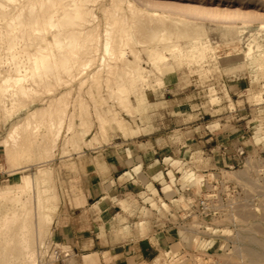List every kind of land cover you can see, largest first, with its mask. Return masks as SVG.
I'll use <instances>...</instances> for the list:
<instances>
[{
	"label": "rangeland",
	"instance_id": "1",
	"mask_svg": "<svg viewBox=\"0 0 264 264\" xmlns=\"http://www.w3.org/2000/svg\"><path fill=\"white\" fill-rule=\"evenodd\" d=\"M72 1L55 0L53 5L61 12L54 22L63 21V9L73 16L70 10L75 7L81 15L94 14L95 21L83 25L94 26L99 36V46L92 53L94 63L83 74L79 53H73L74 71L55 74L62 79L51 76V90L39 78L24 82L28 91L34 88L25 96H11L7 86L0 90V264H70L66 254L71 252L54 244V212L59 207H81L86 195L94 198L102 192L108 184L102 159L118 156L129 160L130 169L139 168L135 169L138 178L127 177L135 185H128L127 195L113 203L123 209L128 223L135 224L126 232L137 238L152 232L161 238L168 231L175 239L154 264H264V58L247 61L243 42L221 36L227 26L260 30L264 0ZM28 2L16 4L26 8L25 25L31 6L37 5L36 13H41L40 0ZM149 14L171 24L204 26L212 41L207 59L203 62L187 54L177 58L168 48L154 63L151 52L160 49L143 44V36L135 30L140 19L149 25ZM8 21L0 18V73L15 77L14 66L8 65L12 55L26 46L44 22L27 27L29 35L23 41L20 38L11 53L6 52L11 38ZM110 22H118L115 37L123 35V42L116 54L126 57L128 53L123 57L126 63L111 61L103 50ZM81 25L70 30L81 31ZM181 45L186 52L192 46L189 40H181ZM34 50L30 48L29 53ZM60 50L67 51L53 48L46 55L58 56ZM29 59L28 55L23 59L28 73L22 75L33 72ZM136 59L141 63L138 75L109 76V66L125 73L127 62ZM123 81L128 91L125 88L120 97L124 106H120L111 95ZM44 110L46 116L41 113ZM32 113L36 118H31L29 129H19L21 140L14 144L10 134ZM58 132L59 141L54 144ZM202 201L208 210H203ZM90 204L102 206V202Z\"/></svg>",
	"mask_w": 264,
	"mask_h": 264
},
{
	"label": "bare ground",
	"instance_id": "2",
	"mask_svg": "<svg viewBox=\"0 0 264 264\" xmlns=\"http://www.w3.org/2000/svg\"><path fill=\"white\" fill-rule=\"evenodd\" d=\"M28 1V0H27ZM31 0H29L30 2ZM58 1V0H57ZM61 1V0H60ZM63 4H64V0ZM68 1V0H67ZM121 1V0H120ZM18 0H0V18H8L9 19V28H10V39L8 40V45L6 46V52H11L14 50V48L17 46V42L22 39H24L25 36L29 35V34H25V29L28 27L31 28L32 26L34 27V25H38L41 26V23L44 22L42 24V28L38 29L37 31H32L34 32L33 35L29 36V39L27 41V44L24 48H21V50L19 49V52L15 51V53L12 55L10 62L8 63V65H12L14 66L15 70H16V76H6L3 77L2 74L0 73V78H2L1 80V85H0V90H3V86H7V89L5 90L6 92L8 90H11V96H25L29 91L33 90L34 88L30 89L28 91V87L26 88L25 86H23L24 82L26 80H34L39 78L41 81V85H43L46 89L50 87L51 90V83H50V78L51 76H55V79L57 80L58 77L55 75L56 73L59 72H63L64 74H72V72L74 71V64H72L71 58L72 60L74 59V55L73 53H79L80 56V64H79V68L81 70H83V74H85V70L89 69L90 65L93 62V51H95L97 49V47L99 46V43H97V36L95 34V28L93 29L92 26L90 29L87 27V29L84 30V28H86L83 25H91L92 22L95 21L96 17L94 16V14H88V13H84L85 15H81L79 14V12L81 11L80 8L75 7V9L70 10L73 13H75V15L73 16L72 14H69L68 11L66 9L62 10L63 13V21L60 18V22L59 23H55L54 20L55 18L60 15V13H58L57 8L53 5L55 4V0H40V8L39 10H41L40 14L36 13V9H37V5L36 6H31L29 9V20L28 22L24 23V13H25V6L21 5L19 7H21V9H19L16 4H17ZM28 2V3H29ZM33 2V1H32ZM66 2V0H65ZM72 2H77V0H73ZM126 2V1H125ZM128 2V1H127ZM5 3H10L13 8L11 7H6ZM61 3V2H60ZM73 3V4H74ZM57 4V3H56ZM55 4V5H56ZM59 4V3H58ZM62 4V3H61ZM83 4V3H82ZM71 5V3H70ZM126 5H128L126 3ZM130 8H132L133 5H131L129 3ZM61 7V6H60ZM69 7V6H68ZM67 7V8H68ZM81 7V6H80ZM83 7V6H82ZM73 8V5H72ZM86 8V7H85ZM116 9V7H115ZM134 10V8H133ZM136 11V10H135ZM61 12V10L59 11ZM132 12V9L130 11V13ZM39 13V12H38ZM82 13V14H83ZM90 13V12H89ZM134 13V12H133ZM142 14V13H141ZM133 15V14H132ZM135 15V14H134ZM137 15V14H136ZM144 15V14H143ZM142 17V15H141ZM149 18V25L145 24V19L142 20L140 19L137 23H135V30L137 31V33L141 36H143V39L141 40V42L147 46H156V48L160 49V50H155L151 52V60L155 63L157 62L158 57H161L162 55V51L164 50H168V48H172L171 51L174 53V57L177 56L181 57L185 54L188 55L189 58L191 59H196L199 61H205L208 57V50L212 49V41L211 39L208 37V30L201 25H194V26H188L185 23L182 22H175L172 24L167 21L165 18V20L160 17L157 14H149L148 15ZM125 19V18H124ZM138 20V19H137ZM2 21V20H1ZM123 21V20H121ZM147 22V21H146ZM161 22V23H160ZM79 23H81V27H84L83 30L81 31H76V30H70L72 28L78 27ZM118 23V22H117ZM117 23L116 22H110L109 24H107V28L105 30L104 33V43H103V50L105 51V54L107 55V57L110 58L111 61H118L120 60L121 62L125 60V54L124 55H118L116 54V52L118 51L117 48H121L119 47L122 42H123V35H118L119 37L116 38L115 37V32L117 30ZM94 24V23H93ZM159 24H162L161 27L159 26ZM8 27V24H7ZM121 26H119L120 28ZM125 27V26H124ZM3 28V27H2ZM80 28V26H79ZM1 29V28H0ZM22 30L23 32H20V36L18 34L19 30ZM81 29V28H80ZM97 29V28H96ZM3 30V29H2ZM32 29H30L31 31ZM126 30V29H125ZM124 30V31H125ZM218 31V30H217ZM2 32V31H1ZM31 32V33H32ZM30 33V32H28ZM126 33V32H125ZM130 33V32H129ZM3 34V33H2ZM9 34V33H8ZM18 34V35H17ZM136 34V33H135ZM99 35V34H98ZM137 35V34H136ZM135 35V37H136ZM49 36H52L51 39H49ZM129 38V35H127ZM126 36V37H127ZM134 36V35H133ZM221 36L223 38H232V40L234 38H238V40L240 42H243L245 47H246V51H245V57L246 60L251 62V63H257V59H263L264 58V26H262L260 28V30L258 31H250L247 28H236L234 29L233 27L227 26L225 28L222 29L221 31ZM132 37V36H131ZM138 37V36H137ZM0 38L3 39V35L1 36L0 33ZM5 39V38H4ZM102 39V36H101ZM133 39V38H132ZM137 39V38H136ZM20 40V42H21ZM82 40V43H80V41ZM129 41V39H127ZM138 40V39H137ZM181 40H189L192 44L191 48L189 51L186 52V50L184 51L182 49V45H181ZM231 40V39H230ZM231 40V41H232ZM237 40V41H238ZM5 41V40H4ZM23 41V40H22ZM125 41V40H124ZM133 41V40H132ZM139 41V40H138ZM236 41V40H235ZM3 42V40H2ZM25 42V41H24ZM233 42V41H232ZM4 43V42H3ZM135 43V42H134ZM1 45V43H0ZM3 45V44H2ZM1 45V46H2ZM5 46V45H4ZM136 46V45H135ZM19 47V46H18ZM63 48L65 47L67 51H61L59 53L58 56H51V55H46V53L50 50H52L53 48L57 49V48ZM101 47V46H100ZM30 48H33V50L35 51L34 53H29ZM184 48V47H183ZM100 49V48H99ZM134 49V48H133ZM142 49V48H141ZM186 49V48H185ZM1 50V49H0ZM101 50V49H100ZM135 50V49H134ZM132 50V56H136L137 53H135V51ZM147 50V49H146ZM149 50V48H148ZM147 50V51H148ZM98 51V50H97ZM141 51V50H140ZM2 52V50L0 51ZM59 52V51H58ZM121 52V50H120ZM125 52V50L123 51ZM122 52V53H123ZM127 52V51H126ZM211 52V50H210ZM12 53V52H11ZM42 53L45 55H42ZM51 53V52H50ZM100 53V52H98ZM97 53V54H98ZM144 53V52H143ZM147 54V53H146ZM145 54V55H146ZM29 56V60L31 62H33L34 67L33 68V72L29 75H22V73H28V68L27 70L24 69L26 67H24V61L23 59L26 56ZM169 55V53H168ZM73 56V57H72ZM186 56V55H185ZM98 57V56H97ZM125 57V58H123ZM149 57V56H148ZM167 57V55H166ZM184 57V56H183ZM187 57V59H188ZM2 59V57H0ZM78 58V57H77ZM130 58V57H128ZM127 58V59H128ZM134 58V57H133ZM28 59V57H27ZM40 59V61H39ZM76 59V58H75ZM106 59V58H105ZM135 59V58H134ZM133 59V60H134ZM165 59V57H164ZM190 59V60H191ZM107 60V59H106ZM131 60V59H130ZM166 60V59H165ZM176 60V59H175ZM186 60V59H185ZM189 60V59H188ZM4 61L7 62L6 58L4 57ZM28 61V63L30 62ZM77 62V60H75ZM105 61V60H104ZM103 61V62H104ZM159 61V60H158ZM1 62V61H0ZM101 62V61H100ZM167 62V61H166ZM165 62V63H166ZM189 62V61H188ZM192 62V61H190ZM75 63V62H73ZM108 63V62H106ZM124 63H126L124 61ZM187 63V62H186ZM201 63V62H200ZM208 63V61H207ZM7 63H5L4 65H6ZM101 64V63H100ZM99 64V66H100ZM144 64V63H143ZM108 65V64H107ZM127 68L125 73H121V72H117V70H115L113 67L111 68L109 66V69L111 70L109 73V76H115L118 75L121 78H130L133 77L135 75L139 74L140 68H141V63L140 60L136 59L135 62H127ZM3 66V65H2ZM104 66L103 64H101V67ZM162 67V65H160ZM100 67V69H101ZM105 68H107L105 66ZM25 71H24V70ZM97 69V68H96ZM99 69V68H98ZM160 69V67H159ZM119 70V69H118ZM158 70V69H157ZM155 70V71H157ZM78 72V70H76ZM148 71V70H147ZM159 72V71H157ZM156 72V73H157ZM9 73V71H8ZM106 73V71H105ZM144 73V72H143ZM82 74V75H83ZM153 74V73H152ZM159 74V73H158ZM9 75V74H8ZM154 75V74H153ZM161 75V74H160ZM141 76V75H140ZM61 77V76H60ZM59 77V79H60ZM72 77V76H71ZM108 77V76H107ZM157 77V76H156ZM65 78V77H64ZM87 78V77H86ZM111 78V77H110ZM118 78V77H117ZM116 78V79H117ZM141 81H145V77H139ZM52 79V78H51ZM62 79V77H61ZM68 79V78H67ZM76 79V76H75ZM119 79V78H118ZM56 80H54L56 82ZM78 80V79H77ZM85 80V79H84ZM105 80V79H104ZM134 80V79H133ZM76 81V80H75ZM112 81V80H109ZM120 81V80H119ZM31 82V81H30ZM33 82V83H34ZM64 82V80H63ZM71 82V81H70ZM74 82V81H73ZM113 82V81H112ZM125 81H123L122 85H118L116 91H114L111 95L113 103L117 101V103L120 106H124V102H121L120 97L122 96V94L125 92V88L126 85L124 84ZM135 82V81H134ZM37 83V87L39 88V84ZM72 83V82H71ZM86 83V82H85ZM121 83V82H120ZM36 84V83H35ZM59 84V83H58ZM66 84V83H64ZM110 84V83H109ZM116 84V83H115ZM137 84V83H136ZM61 85V84H60ZM148 85V83H147ZM36 86V85H35ZM65 86V85H64ZM68 86V85H67ZM111 86V85H109ZM130 86L132 87L133 85ZM135 86V85H134ZM32 87V85H31ZM43 87V88H44ZM53 87V86H52ZM59 87V86H58ZM82 87V86H81ZM42 88V89H43ZM55 88V87H54ZM53 88V89H54ZM112 88V87H111ZM110 88V89H111ZM162 88V87H161ZM41 89V87H40ZM109 89V88H108ZM109 89V90H110ZM158 89V88H157ZM44 90V89H43ZM48 90V89H47ZM113 90V89H112ZM127 90V88H126ZM45 91V90H44ZM128 91V90H127ZM126 91V92H127ZM6 92H1V95L3 93ZM53 92V91H52ZM125 92V93H126ZM8 93V92H7ZM49 93V92H48ZM30 94V93H29ZM128 94V93H127ZM108 95H110L108 93ZM138 95V94H137ZM124 96V95H123ZM130 97V96H129ZM110 98V96H109ZM119 98V99H118ZM123 99V98H122ZM134 99V98H133ZM130 100V98H129ZM110 101V99H109ZM13 102V101H12ZM54 102V101H53ZM144 102V101H143ZM8 104V103H7ZM10 104V103H9ZM12 105L14 103H11ZM16 104V103H15ZM54 104V103H53ZM132 104V103H131ZM14 106V105H13ZM134 106V105H133ZM15 107V106H14ZM95 107V106H94ZM98 107V105L96 106ZM116 107V106H115ZM118 107V106H117ZM49 108V107H48ZM121 108V107H120ZM119 108V109H120ZM13 108H11L12 110ZM53 109V108H52ZM51 109V110H52ZM85 109V108H84ZM95 109V108H94ZM99 109V107H98ZM130 109V108H129ZM50 110V108H49ZM107 110V109H106ZM126 110V109H125ZM8 111V110H7ZM99 111V110H97ZM103 111V110H102ZM108 111L110 112V109H108ZM123 111V109H122ZM41 112V111H40ZM39 112V114H40ZM44 116H46L47 114V110H44L43 112H41ZM74 112H72L73 114ZM105 113V110H104ZM103 113V114H104ZM121 113V110H120ZM125 113V112H124ZM29 114V113H28ZM101 115V114H100ZM116 115V114H114ZM36 114L32 113L30 114V116L28 118H26V120H24L23 122H21L18 126H16L12 133L10 134V139L12 140V142L14 144H17L20 140H21V136L22 133L19 132V129L23 126H25V128H28L31 124H30V120L31 118H36L35 117ZM42 116V115H41ZM108 116V114H107ZM106 116V118H107ZM111 116V115H110ZM74 117V116H73ZM115 117V116H114ZM113 117V118H114ZM67 118V117H66ZM101 118V117H100ZM109 118V117H108ZM112 118V117H111ZM75 119V118H73ZM34 120V119H33ZM36 120V119H35ZM65 120V119H64ZM68 120V118H67ZM69 121V120H68ZM103 121V119L101 120V122ZM116 121V120H115ZM66 122V120H65ZM64 122V123H65ZM99 122V121H98ZM111 123V121H109ZM117 122V121H116ZM68 123V122H67ZM100 123V122H99ZM69 124V123H68ZM86 124V123H85ZM112 124V123H111ZM115 124V123H114ZM66 125V124H65ZM113 125V124H112ZM37 126V124H36ZM42 126V125H41ZM68 126V125H67ZM100 126V125H99ZM106 126V124H105ZM39 127V126H38ZM101 127V126H100ZM71 128V127H70ZM69 128V129H70ZM24 129V128H23ZM29 129V128H28ZM62 129V128H61ZM61 132V131H60ZM60 132L57 133L56 135V139L54 141V144H56L57 140L60 137ZM56 133V132H55ZM54 135V134H53ZM26 137V135H25ZM70 137V136H69ZM29 138V136H28ZM50 138V137H49ZM23 139V137H22ZM68 139V138H67ZM59 141V140H58ZM1 143V142H0ZM9 143V142H8ZM31 143V142H30ZM47 143H50L47 142ZM13 144V145H14ZM34 144V143H33ZM22 145V143H21ZM33 146V145H31ZM24 147V146H23ZM54 147V146H53ZM7 148V145H6ZM15 148V147H14ZM33 148V147H32ZM45 148V146H44ZM51 148V147H50ZM48 147V149H50ZM51 150V149H50ZM18 151V150H17ZM47 154V152H46ZM27 155V154H26ZM51 155V153H50ZM22 156V155H21ZM9 157V156H8ZM24 157V156H23ZM43 157V156H42ZM46 157V156H45ZM21 159V158H20ZM42 159V158H41ZM32 244V243H31ZM38 245V243H37ZM264 246V245H262ZM261 246V247H262ZM30 247V246H29ZM263 248V247H262Z\"/></svg>",
	"mask_w": 264,
	"mask_h": 264
},
{
	"label": "crops",
	"instance_id": "3",
	"mask_svg": "<svg viewBox=\"0 0 264 264\" xmlns=\"http://www.w3.org/2000/svg\"><path fill=\"white\" fill-rule=\"evenodd\" d=\"M102 160V173L108 184L94 198L86 195L81 207H59L54 212V244L71 252L66 254L70 264H154L164 248H172L170 244L175 239L168 231L162 232L161 238L152 232L147 238L126 232L135 224L128 223L123 209L113 203L122 201L128 185H135L130 181L138 178L135 169L139 168L130 169L129 160L119 156ZM129 174L132 180H127ZM93 201L102 202V206L96 208L90 204Z\"/></svg>",
	"mask_w": 264,
	"mask_h": 264
},
{
	"label": "built area",
	"instance_id": "4",
	"mask_svg": "<svg viewBox=\"0 0 264 264\" xmlns=\"http://www.w3.org/2000/svg\"><path fill=\"white\" fill-rule=\"evenodd\" d=\"M201 207L203 208V210H208V206H206L204 201L201 202Z\"/></svg>",
	"mask_w": 264,
	"mask_h": 264
}]
</instances>
